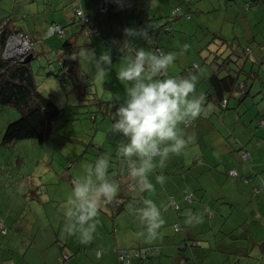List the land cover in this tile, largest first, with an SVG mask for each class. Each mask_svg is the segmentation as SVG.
I'll return each mask as SVG.
<instances>
[{
	"label": "crops",
	"instance_id": "0c3cea01",
	"mask_svg": "<svg viewBox=\"0 0 264 264\" xmlns=\"http://www.w3.org/2000/svg\"><path fill=\"white\" fill-rule=\"evenodd\" d=\"M154 1L81 0L83 10L92 16L94 24L98 26L101 32L102 39H89L80 32L78 25L71 21L73 4L70 0H26L22 7V15L29 16L30 20L24 18L17 27H10L9 21L11 19L6 18V26L1 31L12 30L35 35L38 38L44 37L45 41L42 42L37 51L49 58L57 55L62 40L57 36L45 37L46 28L51 24L64 27L67 36L71 38L75 35V40L82 45L79 51L80 62L83 68L92 74V77H96L94 58L91 52H87L86 55V50L93 51L97 57L104 50H111L112 65L109 73L103 78L96 77L94 81L101 100L105 94H109L111 97L106 101L110 106L105 109V113L102 112V116L106 119L110 117L107 114L112 115L114 113L118 107V102L126 99V89L129 87V83L117 78L118 71L123 67L124 57L141 47L147 51H153V47L158 46L164 52L177 53V60L168 68L166 75L173 77L196 75L198 77L196 94L203 96L205 111L195 119V138L182 130L186 138H190V140L180 154H170L169 158L162 164L157 158L155 167L149 174V179L158 188L154 186L153 190L136 191L137 194L131 192L134 198L132 202L125 205L122 211L114 212L108 204L111 205V202L119 194L120 188L127 183V174L122 181H118L120 187L115 197L102 205L106 208L103 210L105 215L98 214L95 218L98 223L93 234V240L89 243L80 242L78 231L75 233L68 232L67 225L70 218L66 215V208L58 212L60 218L57 229L54 225L57 221L56 218L47 210L45 203L55 207L60 201L66 202L69 194H71L67 188L63 193L60 192L56 196L54 190L59 188L62 179H58V173L49 164L50 157L47 159L48 165L43 170L34 169L30 173L27 169L19 170L17 178H13L12 182H26L32 178L31 174L36 171L38 177H44L45 183L42 185L47 187L44 192H47L48 196L51 195V198L49 197L48 201L44 202L35 193H32L33 200L38 206L45 209L42 214L32 213L30 217H24L28 209L27 205L19 208L16 205L17 209L14 208L15 202L7 208L2 206L5 210H3V214H0V219L7 232L3 234L0 230V264H9L12 261L15 264H58V258L62 253L70 255L69 264H122L117 259L115 249H134L150 245H160L163 250L160 257L153 259L148 264H189L191 259L194 260L195 264H240L242 259L245 262H250L255 256L262 254L263 250L260 245L264 244V192L253 195L249 185L244 184L239 179L229 178L227 171L234 168L242 175L255 172L264 176V124L261 126L263 129L258 131L253 123L248 122L252 117L249 119L251 114L245 113L248 109L246 100L239 106L236 102H231L230 106L233 110L224 115L218 114V108L215 104L205 102V97L210 93L208 78L211 75V70L209 66L203 64L204 67H201L199 64L204 63V60H200L201 55L203 57H210L209 55H211L208 54L207 50H202L210 38L204 40L205 34H201L202 30L198 21H201L202 17L207 14L212 15V18L219 14L216 11L221 9V2L220 0L214 2L210 0L211 3H208L204 0L199 3L198 0H195V11L201 18H197L195 24L189 22L191 19L171 21L169 33L163 35L157 31L155 26L159 27L167 23L168 20L165 17L170 18L169 12L172 13L173 8L169 6V1L172 0ZM224 2H226L224 6L226 5L227 9L231 7V1L224 0ZM256 3L258 6L263 5L262 1L256 0ZM104 5L108 6L109 14H98L99 9ZM258 6L251 8L242 15H233L227 11H222L225 21L239 26L242 24L241 18H246L247 27L256 45V56L262 53L260 47L264 49V37H261L263 35L261 29L264 26V23L261 25V22L264 21V17L262 18ZM217 7L219 8L217 9ZM0 10L6 13L4 9L0 8ZM189 11L190 9L187 8L182 14ZM112 14L115 15L114 20H111ZM49 16H53V20L50 22H48ZM149 25H153L150 38L138 37L131 45L127 42L122 43L125 28L146 29ZM242 25L244 26V24ZM194 28L195 34H188ZM205 31L207 33L208 29L205 28ZM246 32L248 33V31ZM258 32L259 34H257ZM245 35L247 38L248 34ZM104 39H111V43L106 44ZM114 40L119 41L121 46L113 44ZM209 48L213 51L216 49V45H209ZM118 50H123L125 55L115 59L114 56ZM38 59L44 58L39 57ZM260 61L261 67H263V54H261ZM255 63L260 64V62L252 64ZM193 65H197V68L193 70L194 73L183 74ZM259 91L252 93L251 90L253 97L249 99L253 103L264 102V99L261 100L262 94H257ZM255 97H258L257 102H255ZM75 101V104H80L77 97H75ZM111 106L112 110L110 109ZM244 106L245 109H243ZM256 114L264 122V106ZM180 126L185 128L183 123ZM233 138H236L250 151V165L239 160L234 151ZM258 142L260 143L259 146L256 144ZM192 151H195V155H192ZM117 156L123 158L122 155ZM120 158V161L114 158L110 163L108 174L113 179H115V170L119 163L120 166L126 167L123 163L124 159L121 160ZM73 166L72 164L71 168ZM86 172L81 167L76 170L78 176H82ZM58 175L62 177L61 174ZM75 177L76 175L73 176V178ZM157 177H162V182L158 181ZM72 180V178L66 179L70 182L71 187L74 184L71 182ZM150 191H154L155 194L149 193ZM187 196H191L190 201L186 200ZM169 197H173L179 208L181 207L180 214L177 215L171 211L168 204ZM146 200H151L157 207L163 205L162 201L166 202V206L172 212H168L169 222L166 229L163 231L158 229L159 235L154 239L147 238L146 226L141 223L136 212V209L144 206ZM64 205L66 206V203ZM185 205H194V208L189 216L190 228L183 229L184 234L179 236L174 231L169 232L168 227L177 222L183 223L182 218L188 216L186 211H182ZM204 209L208 211L210 218L206 223L197 219L199 216L205 217ZM16 214L19 216L15 217ZM17 219L21 220L22 225L26 224L21 230H19L20 227L16 228ZM160 228L162 229L163 226L161 225ZM171 234H173L172 237L169 236ZM182 238L193 240L197 246L184 253L179 252L177 245L183 241ZM217 255L223 257L220 262L215 260ZM133 264L139 263L134 261Z\"/></svg>",
	"mask_w": 264,
	"mask_h": 264
},
{
	"label": "rangeland",
	"instance_id": "374dc122",
	"mask_svg": "<svg viewBox=\"0 0 264 264\" xmlns=\"http://www.w3.org/2000/svg\"><path fill=\"white\" fill-rule=\"evenodd\" d=\"M80 4H81V0ZM163 1V0H162ZM199 3L204 0H198ZM208 3H211L210 0H206ZM217 1V0H213ZM248 1V0H246ZM245 0H232L230 2L231 7L224 6V0H220L221 9H219V14L214 15L213 18L210 15H205L202 17L201 21H198V25L201 27V34H205V41L212 38V35H218L219 37L226 38L227 40H232L234 43L242 44L244 46H248L245 53L247 54V65L246 68L251 64V62H260V64H252V68L254 70H258L259 77L252 82V93L255 91H259L264 89V65L263 67L260 61L261 54L264 55V49L260 47L259 56H256V45L252 40V35L250 34V30L247 27L246 18H241L242 24L240 26L238 24H233L225 21L223 19V12H228L230 14L242 15L246 13L245 9ZM26 0H0V8L6 11V13L1 12L0 10V31L4 29L6 26V18H10L9 21L10 27H17L20 25V21L30 20V17L26 15H22V7L24 6ZM72 2V6H75L74 2ZM152 2H155L152 0ZM218 5V4H217ZM169 6L173 9L179 8V14L185 12V9L189 8L188 12L191 18V21L195 24L197 18H201L195 11V0H172L169 1ZM82 7V5H81ZM163 7L165 8V4L163 3ZM256 7L253 2H250L249 8ZM219 7H217L218 9ZM258 8L261 10L262 18L264 17V5H259ZM83 10V8H82ZM192 10V12H191ZM256 10V9H253ZM223 11V12H222ZM245 11V12H244ZM171 12H169V15ZM213 14V13H212ZM130 15V14H129ZM120 16V14H119ZM169 16V17H170ZM202 16V15H201ZM43 18V17H41ZM168 21H178V20H186L185 18H179L177 20H173L171 17H165ZM115 19V15H111V20ZM53 20V16L48 17V22ZM66 21V20H65ZM239 22V19H238ZM264 23L262 20L261 25ZM52 25V24H51ZM50 25V26H51ZM196 25V26H198ZM205 28L208 29L207 33ZM248 31V33L245 31ZM255 29V28H253ZM47 30V29H46ZM262 36L264 37V26L262 27ZM248 37L246 38V35ZM188 34H195V28L190 30ZM259 34V32L257 33ZM256 34V35H257ZM217 42H219L216 39ZM195 42V37H194ZM204 41L202 42L203 45ZM213 45V44H212ZM216 45V44H215ZM56 56H51L53 60ZM44 59H35L31 62L32 68L35 72V81L37 90L47 98L54 101L59 107L64 109L65 116L64 118L67 121L58 120L55 123V131L48 142L39 143L35 139H24L17 140L13 143L5 145L2 143V137L5 132L6 126L17 120L19 117L18 111L10 106L1 107L0 106V214H3V210L7 208V206H12L13 202H15L14 208L16 205L19 207L23 205H27L28 209L24 214V217H30L32 213L42 214L44 209L33 200L32 193H35L37 197H39L42 201L47 202L51 195H47V192H44L47 187H44L42 184L45 183L44 177L40 178L36 175V171L31 174L32 178L26 182H12V179H16L19 170L27 169L30 173L34 169L43 170L48 165L47 159L50 157L49 164L56 170L58 179H62L60 182L59 188H55L56 196L60 194V192H64L65 189L68 188L69 192L72 191V187L70 186V182L66 181L67 178H72L71 182L75 183L77 180L83 179L86 175H88V170L93 166V161L96 159V155H102L100 150L97 149V146H103L104 150H115L116 146H118L122 142L121 137H114L110 132V127L112 121V115L109 119H106L102 116L101 112L97 105L89 106L87 103L85 106L80 107L79 109L74 108V104H69L67 102L68 99H74L75 95L72 93L71 87H63L60 82L54 76H48V74L56 68L55 65H45ZM201 67H204L202 63L199 64ZM263 77V78H261ZM97 98H101L100 95ZM90 97V96H89ZM88 97V99H89ZM109 94H105L103 100L107 101L110 99ZM83 99V98H82ZM258 101V97H255V102ZM76 105V104H75ZM246 105L248 107V111L253 118L256 112H260L264 106L263 103H253L251 99L246 100ZM256 107V109H255ZM112 110V106L110 108ZM245 109V106L243 107ZM249 116V115H248ZM250 119V118H249ZM254 127L261 131L263 127L256 125V120H252ZM184 126V123H183ZM180 129L184 130L186 133H190L192 138H195V119L187 122V128H183L180 126ZM260 133V132H259ZM195 140V139H194ZM193 140V141H194ZM195 145V143H194ZM191 146V145H190ZM195 149V148H194ZM118 155H122L118 151ZM192 155H195V151H192ZM51 158H53L51 160ZM85 158V159H83ZM80 159V160H78ZM78 160V161H77ZM72 163L74 166L71 168L69 165ZM25 164V165H24ZM82 168L84 171H87L82 176H78L76 174V170ZM76 175V179L73 176ZM36 177L37 179H35ZM95 179V177H93ZM122 181V179H121ZM155 188H158L156 184H154ZM138 192H135L137 194ZM149 193L155 194L154 191H150ZM70 195V194H69ZM14 196V197H13ZM13 197V198H12ZM53 200V199H51ZM64 201H60L55 207L49 206L47 203L46 207L49 213H51L55 218L56 222L54 225L56 229L58 228V219L59 211L61 212L64 208ZM163 205L158 207L161 209L162 218L164 220L163 228H159L160 230H165L166 225L169 222L168 212H171L168 206H166V202H163ZM187 203V202H186ZM189 204V203H188ZM127 205V204H125ZM2 206H5L2 207ZM98 211V214H104L106 208L104 206L101 207ZM181 208V207H180ZM194 205L186 206L182 209V211H186L188 216L183 219V223L181 226L183 229L190 228L189 216L193 212ZM55 211V213H54ZM181 211V210H180ZM206 212L205 217L199 216L198 220H202L200 222H207L209 218L208 211L204 209ZM110 212V211H109ZM173 212V211H172ZM171 212V213H172ZM111 214V213H110ZM109 214V215H110ZM18 217L19 215H14ZM14 217V218H15ZM173 225L168 227L169 232H173ZM159 235V234H158ZM23 236V235H22ZM170 237L173 234L169 235ZM183 240V238H182ZM61 241V240H59ZM244 243L243 241H240ZM239 243V242H238ZM239 243V244H241ZM116 250V249H115ZM69 255V254H68ZM70 256V255H69ZM220 256H216L215 260L220 262ZM248 262V261H247ZM245 262L242 259L240 264H264V250L262 254L255 256L253 260L250 262ZM68 263V260H65V264ZM9 264H15L13 261ZM69 264V263H68ZM189 264H195L194 260L191 259Z\"/></svg>",
	"mask_w": 264,
	"mask_h": 264
},
{
	"label": "clouds",
	"instance_id": "9594fccd",
	"mask_svg": "<svg viewBox=\"0 0 264 264\" xmlns=\"http://www.w3.org/2000/svg\"><path fill=\"white\" fill-rule=\"evenodd\" d=\"M138 37L146 39L147 31L143 28H125L122 43L131 45ZM113 44L121 46L119 41L114 40ZM87 52H91L94 58L96 77H105L112 65L111 50H104L98 57L91 50L87 49L86 55ZM177 55L171 51L137 48L124 57L123 67L117 73V78L128 82L129 87L126 89V99L118 102L112 114L110 132L112 136L122 138L118 151L124 158L127 189L131 192L153 190L149 174L157 158L162 164L170 154H180L190 138H186L179 125L196 119L205 111L203 96L196 94V75H166L168 68L176 62ZM67 102L76 103L74 99ZM110 166L109 159L98 156L88 175L74 183L66 200V215L70 218L67 230L70 233L78 231L81 243L93 240L98 210L105 202L112 200L119 190V183L108 174ZM123 177L124 174L120 179L117 177L118 181ZM157 179L163 180L162 177ZM136 212L146 226L147 238L154 239L164 223L161 209L151 200H146ZM0 224L1 232L6 233L1 219Z\"/></svg>",
	"mask_w": 264,
	"mask_h": 264
},
{
	"label": "trees",
	"instance_id": "16d2710c",
	"mask_svg": "<svg viewBox=\"0 0 264 264\" xmlns=\"http://www.w3.org/2000/svg\"><path fill=\"white\" fill-rule=\"evenodd\" d=\"M232 1V0H228ZM250 2H253L256 7L258 4L256 3V0H249ZM246 1L245 3V9L246 11L250 10L249 4L250 2ZM262 1L264 5V0H258ZM74 7H72V16L71 21L78 25L80 32L84 33L87 38H101V32L97 25L94 24L92 16L88 13H85V15L88 18V23L84 24L81 23L77 18L74 11ZM252 7V8H256ZM245 12V11H244ZM99 13L109 14L108 6L104 5L102 6L99 11ZM94 17V16H93ZM173 20H177L179 18H185L186 20H190L189 13L182 14L179 12L175 15L173 12L170 16ZM172 21V20H171ZM171 21H167V23H164L163 25L155 28H157V31L159 33H169V23ZM58 25V24H52ZM60 26V25H59ZM153 25H149L146 29H148V37H151V27ZM50 27V25L48 26ZM48 27L46 29H48ZM63 31L62 34H52V35H46L45 37H59L62 42L59 48V52L57 53L54 60L47 57L46 55L38 52L39 47L41 46L42 42L45 41L44 37H39L38 44L34 47L32 50L33 59L29 63H25L20 60H5L2 57V52L4 49V45L6 43L7 37L17 32L18 34H25L18 31H12V30H3L0 32V106H10L15 108L18 113L19 117L17 120L9 123L6 128L4 135L2 137V143L5 145H8L10 143H13L17 140H24V139H35L39 143H45L48 142L54 131H55V123L58 120L67 121L64 116V109L59 107L54 101L47 98L46 96L42 95L38 90L36 86L35 81V72L32 68L31 62L35 59H38L39 57L44 58L45 65H56V68L51 71L48 76H54L57 78V80L60 82V84L63 87H71V92L74 93L75 97L79 100L80 104H76L73 107L79 109L80 107L87 105L94 106L97 105L99 108V111L105 113V109L110 106V104L106 101L101 100V98H97L98 92L96 90V83L95 76L92 77V74L87 71L86 68H83L81 62H80V56L79 51L82 47V45L75 40V35L69 38L64 32V27H61ZM88 29H96L97 35L93 33H88ZM144 29V30H146ZM216 39L219 41L217 42ZM106 44L111 43V39H104ZM216 44V49L211 51L209 48V45ZM158 47L154 46L153 48ZM160 48V47H158ZM248 46H244L242 44L234 43L231 39L227 40L226 38L219 37L218 35H212L211 40L202 48V50H207L210 57H203L200 56V60H204V63L207 66H209L211 70V75L208 78V84H209V91L210 93L207 94L206 101L207 103L215 104L218 108V114L224 115L228 113V111L233 110V108L230 106L231 102H236V104L239 106L241 103L245 102V100H248L250 97H253L251 95V89H252V82L256 78H258V71L254 70L252 68V63L246 68L247 63V54L245 53ZM161 49V48H160ZM41 50V49H40ZM162 50V49H161ZM125 55V52L123 50L116 51V54L114 56L115 59L122 58ZM194 68L189 67L187 69V72H184L183 74H189L194 73ZM261 83H264L262 81ZM257 94H262L261 100L264 99V89L262 91H259ZM256 95V94H255ZM90 96V97H89ZM89 97V99H88ZM83 98V99H82ZM248 98V99H247ZM260 101V100H259ZM235 104V105H236ZM246 110L245 113L247 112ZM115 112V111H114ZM111 116L110 114H107ZM251 118V116H249ZM252 120H256L257 126H263L264 122L261 117H257V114L254 115V117L248 122L253 123ZM188 122V121H187ZM187 122L184 123V127L187 128ZM230 134H232L230 132ZM234 142L233 147L234 151L237 153L239 160L242 163H247L250 165L251 163V154L250 151L247 150L245 145L240 143L236 138H233ZM257 146L260 145V143H256ZM119 146V145H118ZM118 146H116L115 150H107L105 151L103 146H97L96 148L100 150L102 155H96V158L98 156H104L105 158L110 160V163L114 158L119 160L120 156L118 155ZM242 153H246L248 155L247 159H242ZM85 159V158H83ZM115 159V160H116ZM121 160L124 158H120ZM120 161V160H119ZM95 160L93 161V163ZM72 166V163L69 165ZM120 167V163L117 165L115 170L114 178L118 182L117 174L118 169ZM231 170H235L237 173V177H233L229 174ZM127 174L126 170L124 172V176ZM227 176L234 180H241L244 184H247L250 186L252 194L256 195L260 192H264V189L255 192V186L259 183L260 178L264 179V176L261 174H256L255 172H252V174L249 175H242L240 174L236 169L231 168L227 171ZM250 178V182H245L244 180ZM173 198V197H172ZM133 196L131 195V191L127 189V183L125 186H122L120 188L119 194L114 198V201L111 202L112 210L114 212H120L124 209L125 204H129L133 200ZM191 203V202H190ZM178 205V204H177ZM170 209L176 213L177 215L180 214V208L178 206L177 209ZM212 216V215H210ZM17 227H20L19 230L24 228L26 224L21 223V220H16ZM22 225V227H21ZM174 226H178V229H175ZM15 228V229H16ZM173 231L175 234H179V236H182L184 234L183 227L180 223H175L173 225ZM234 233V232H233ZM5 234V233H4ZM185 236V235H184ZM197 246V243L190 239H183V241H180V243L177 245V250L179 252L184 253L187 250L194 249ZM261 249L264 250V244L262 243L260 245ZM158 249V252L151 255L149 258H147V261H144L140 257L133 256L132 252L134 250H140V249ZM163 247L160 245H150L147 247H140V248H134V249H116V256L119 262L122 264H127L125 261L119 259V253H127L128 254V264H133L134 261L138 262L139 264H148L153 259L158 258L162 254ZM67 253H62L60 257L58 258V264H65V260H61L62 256ZM69 256V255H68ZM70 259V256L67 260Z\"/></svg>",
	"mask_w": 264,
	"mask_h": 264
},
{
	"label": "built area",
	"instance_id": "2783aa9c",
	"mask_svg": "<svg viewBox=\"0 0 264 264\" xmlns=\"http://www.w3.org/2000/svg\"><path fill=\"white\" fill-rule=\"evenodd\" d=\"M74 2L75 7L74 11L76 14V18L84 24L88 23V18L85 15L84 11L82 10L81 4L79 0H71ZM179 12V8H176L173 10V13L176 15ZM148 32V29H146ZM62 34L63 31L60 28L59 25H51L48 27L46 30V35H52V34ZM88 33H93L97 35V30L96 29H88ZM38 37L35 35H28V34H18V33H12L6 40L5 47L2 53V57L5 60H20L22 61L24 57H26L28 54L32 52L34 47L38 44ZM153 50L156 51H161L160 48L155 47ZM194 69L197 68V65L192 66ZM248 155L246 153H242V159L246 160ZM124 163V162H123ZM125 165V163H124ZM124 174V168L121 166L119 167L117 177L120 179ZM229 174L233 177H237V173L235 170H231ZM245 182H250L251 179L247 178L244 180ZM255 192L257 193L258 191L264 189V179L260 178L259 183L256 184L255 186ZM191 196H187L186 200L190 201ZM168 204L172 209H177L178 205L176 201L172 198L169 197L168 199ZM0 224V228H1ZM175 229H178V226H174ZM4 233V231H3ZM158 252V249H140V250H134L132 252L133 256L135 257H140L144 261H147V258H149L151 255L155 254ZM128 254L127 253H119V259L125 261L127 264L129 263L128 259ZM69 258L68 254H65L62 256L61 260H67Z\"/></svg>",
	"mask_w": 264,
	"mask_h": 264
},
{
	"label": "water",
	"instance_id": "95a60500",
	"mask_svg": "<svg viewBox=\"0 0 264 264\" xmlns=\"http://www.w3.org/2000/svg\"><path fill=\"white\" fill-rule=\"evenodd\" d=\"M32 59H33V55L32 53H30L24 58L23 62L29 63Z\"/></svg>",
	"mask_w": 264,
	"mask_h": 264
}]
</instances>
